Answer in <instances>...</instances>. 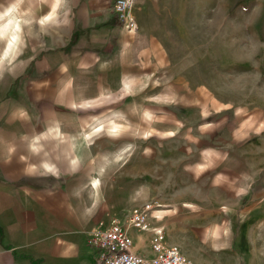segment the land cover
Wrapping results in <instances>:
<instances>
[{
  "label": "rangeland",
  "instance_id": "obj_1",
  "mask_svg": "<svg viewBox=\"0 0 264 264\" xmlns=\"http://www.w3.org/2000/svg\"><path fill=\"white\" fill-rule=\"evenodd\" d=\"M132 17L120 31L155 49L144 64L133 46L125 86L78 105L97 126L60 184L91 157L104 223L157 204L151 226L193 263L264 264V0H138Z\"/></svg>",
  "mask_w": 264,
  "mask_h": 264
},
{
  "label": "crops",
  "instance_id": "obj_2",
  "mask_svg": "<svg viewBox=\"0 0 264 264\" xmlns=\"http://www.w3.org/2000/svg\"><path fill=\"white\" fill-rule=\"evenodd\" d=\"M114 1L0 0V264H98L88 238L114 214L102 221L93 158L60 184L80 164L81 132L97 126L76 108L125 86L133 46L144 64L155 49L143 28L120 31ZM128 233L134 253L152 255L150 233Z\"/></svg>",
  "mask_w": 264,
  "mask_h": 264
},
{
  "label": "built area",
  "instance_id": "obj_3",
  "mask_svg": "<svg viewBox=\"0 0 264 264\" xmlns=\"http://www.w3.org/2000/svg\"><path fill=\"white\" fill-rule=\"evenodd\" d=\"M138 0H115L112 11L117 20L127 28L136 30L137 25L132 17V11ZM157 204L149 203L133 208L127 214L124 224L110 218L102 229L92 231L88 244L97 249L98 264H195L181 252L165 243V233L162 227H152L151 213ZM121 224H120V223ZM135 229L151 234V256L139 255L133 252V241L128 230Z\"/></svg>",
  "mask_w": 264,
  "mask_h": 264
},
{
  "label": "trees",
  "instance_id": "obj_4",
  "mask_svg": "<svg viewBox=\"0 0 264 264\" xmlns=\"http://www.w3.org/2000/svg\"><path fill=\"white\" fill-rule=\"evenodd\" d=\"M120 24V26H122V24L121 23H119Z\"/></svg>",
  "mask_w": 264,
  "mask_h": 264
},
{
  "label": "bare ground",
  "instance_id": "obj_5",
  "mask_svg": "<svg viewBox=\"0 0 264 264\" xmlns=\"http://www.w3.org/2000/svg\"><path fill=\"white\" fill-rule=\"evenodd\" d=\"M160 205H158V207H159Z\"/></svg>",
  "mask_w": 264,
  "mask_h": 264
}]
</instances>
